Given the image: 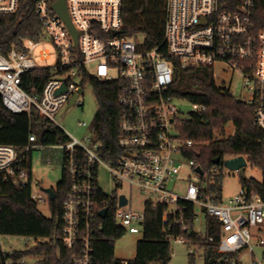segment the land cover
<instances>
[{
    "label": "built area",
    "instance_id": "1",
    "mask_svg": "<svg viewBox=\"0 0 264 264\" xmlns=\"http://www.w3.org/2000/svg\"><path fill=\"white\" fill-rule=\"evenodd\" d=\"M55 1L35 3L34 13L43 32L37 40L27 38L21 45L13 44L7 53L0 51V95L6 108L29 114L36 110L55 123L54 117L62 108L84 106L80 97L84 94L86 77L120 82L116 150H104L92 122L85 121L79 122L88 128L84 140L74 138L59 126L69 140L50 145L67 153L63 168L70 179V190L63 202L61 238L64 246L73 251L70 264L93 263L98 232L102 229L99 219L106 218L100 216V211L109 209L114 197L116 225L126 233L143 234L145 207L143 211L127 209L130 200L125 193L127 203L121 206L122 194H109L101 186L103 171L116 186L127 185L149 194L146 202L169 204L173 214L179 210L180 200L202 207L205 215L219 224L218 252L237 256L228 258L227 264H263L255 248L264 246V237L256 236L252 228L264 226V195L242 187L227 205L201 196V177L205 173H198L197 161L184 155L194 141L181 137L179 125L186 118L170 93L178 69L212 67L217 83L214 67L224 64L225 71L243 77L247 94L239 99L255 107V125L264 131V28H258L254 20L258 0H168L164 51L160 47L143 50V37L123 34V0H66L69 17L78 33L76 47L74 33L52 7ZM18 6L19 0H0V14L15 13ZM48 43L56 50L52 63ZM41 68L50 71V77L39 93L31 94L22 86L24 77ZM64 84L65 91L59 92ZM218 85L230 90L225 84ZM75 95V103L69 106ZM195 106L196 110L205 109ZM30 141L35 142L36 136L30 137ZM36 146L41 145L31 144L26 150ZM20 162V153L14 146L0 144V177L25 186L29 173ZM184 162L195 170V179L200 182L191 180L182 196L169 186L179 179ZM263 181L264 178L260 182ZM32 198L43 200L33 192ZM163 221L168 223L167 213ZM183 230L188 227L184 225ZM198 235L205 236L200 232ZM24 239L28 246L30 241L36 246L43 240L31 236ZM208 239L216 241L212 235ZM173 240L187 242L182 236ZM29 259L9 257L0 264L35 263V259L32 262ZM121 262L130 264V260Z\"/></svg>",
    "mask_w": 264,
    "mask_h": 264
},
{
    "label": "trees",
    "instance_id": "2",
    "mask_svg": "<svg viewBox=\"0 0 264 264\" xmlns=\"http://www.w3.org/2000/svg\"><path fill=\"white\" fill-rule=\"evenodd\" d=\"M37 0H19L15 13L0 14V51L7 53L13 44L21 45L27 38L37 40L42 32V24L34 13ZM168 0H123L122 32L127 36L144 38L143 50L160 47L164 39L167 19ZM254 20L258 28H264V0H258ZM212 67L178 69L170 93L178 99L187 100L193 105L204 106L196 110L181 122V137L194 141L193 146L184 151L187 158L195 159L205 175L201 177V196L222 201L223 173L219 166L224 160L245 156L254 167L264 174V131L254 122L255 107L238 98L230 90L216 83ZM50 77L47 69H37L27 73L22 86L31 93H39ZM91 84L98 101V111L92 126L99 134L104 150H116L119 137V116L121 112L118 97L120 82H102L88 76L83 86ZM233 123L235 132L226 136L227 126ZM36 136L31 142L30 137ZM68 135L55 123L33 110L16 113L6 108L0 95V144L14 146L20 153V165L27 169L29 180L25 186L14 184L0 177V235L31 236L42 238L36 246H26L23 250L4 251L0 244V262L6 258L34 257V264H70L73 251L67 249L62 241L63 202L70 187V179L63 168L62 179L57 185L56 197L50 200L51 217L45 216L38 207V201L32 198V150H26L31 144L59 145L68 142ZM105 158L109 156L104 153ZM221 162L215 164V159ZM67 153L62 151L61 163L65 166ZM217 171L214 172V169ZM243 187L254 189L264 195V181L243 178ZM103 194V197L108 198ZM179 210L175 214L167 203H145V224L143 237L138 241L136 256L130 264H169L172 258V241L182 236L192 246L203 249L204 264H227L228 256L217 250L219 224L207 217L206 235L199 237L195 230L197 219L196 205L180 200ZM105 219H99V229L92 264H122L115 257V241L126 234L124 228L116 225V199L108 206ZM168 215V223L163 221ZM188 227L187 231L183 226ZM216 241L210 242L208 237ZM196 250L190 253V264H194ZM226 258L222 262V260Z\"/></svg>",
    "mask_w": 264,
    "mask_h": 264
},
{
    "label": "rangeland",
    "instance_id": "3",
    "mask_svg": "<svg viewBox=\"0 0 264 264\" xmlns=\"http://www.w3.org/2000/svg\"><path fill=\"white\" fill-rule=\"evenodd\" d=\"M46 48L51 52L52 59L49 63H52L56 58V50L50 43L46 45ZM37 61L41 64L40 60ZM92 69V66H89ZM226 66L218 63L214 67V72L218 84H225L230 88L232 94L236 98H243L247 94V90L244 87V79L240 73H233L231 71H225ZM112 74L116 75V71H112ZM84 94L81 95L80 100L85 104L84 106L73 105L70 108H62L54 117L55 123L63 128L69 135L77 138L78 140H84L88 133V128L81 126L80 121H85L90 124L97 111L98 101L94 92V88L91 84L84 86ZM176 102L183 111V116L187 118L192 111H195L197 106L193 105L187 100L176 98ZM235 132V125L230 123L226 128V136H231ZM62 150L52 148L50 146H36L32 150V192L39 197H42V201H38V207L40 211L47 217H51L50 199L48 193L45 191L47 188H57L58 183L62 179L63 165L61 163ZM219 171L223 173V195L222 201L224 204H229L231 198H234L243 187V177L239 170H232L226 165L219 166ZM192 176V178H189ZM197 173L191 168L188 162H184L183 170L180 173L179 179L171 184L170 189L178 192L184 196L187 193L190 181L193 180L197 183L200 180L197 178ZM246 179H255L262 181L264 178L263 172L254 167L250 162L245 166ZM100 183L107 193L119 196L120 194H126L129 197V204L127 209L135 211H143L145 202L150 198L149 194L140 193V191L130 188L127 185L116 186L111 180L109 174L106 171L101 173ZM197 219L195 221V230L206 235V221L207 217L202 207L196 206ZM252 232L256 236L262 235L264 237V226L259 225L253 227ZM142 233H129L115 241V257L121 260H132L136 256V247L138 241L142 239ZM256 244V240H253ZM0 244L4 251L23 250L28 246L23 236L16 235H0ZM172 258L169 264H190L191 249L196 250L194 257V264H204L203 249L199 246H192L189 243H182L176 240L172 241ZM29 246H32V241L29 242ZM255 252L259 261L264 264V246H256ZM30 257V256H29ZM31 262L34 261V257H30Z\"/></svg>",
    "mask_w": 264,
    "mask_h": 264
},
{
    "label": "water",
    "instance_id": "4",
    "mask_svg": "<svg viewBox=\"0 0 264 264\" xmlns=\"http://www.w3.org/2000/svg\"><path fill=\"white\" fill-rule=\"evenodd\" d=\"M53 9L61 16V18L65 21V23L67 24V26L70 28L71 32L74 33V38H75V44L76 47L78 46V33L77 31L74 29L71 19L69 17V13H68V8H67V2L66 0H56L55 2H53L52 4ZM117 33V32H116ZM66 86L65 84L61 87V89L59 90V92L65 91ZM77 98V95H75L70 103L69 106L75 103V100ZM215 164H219L221 162L220 158H216L215 159ZM224 165H226L228 168L232 169V170H239L241 173V176L243 178L245 177V166L247 165V159L245 156H237V157H233V158H229L227 160H224L223 162ZM197 172L200 173L201 175L203 174V170L200 166H198L196 168ZM45 191L48 193L49 195V199L53 200L56 197V190L54 188H47L45 189ZM127 203V197L125 196V194L120 195V205L121 206H125V204ZM107 211L108 209L105 208L103 210L100 211V216L102 218H105L107 215ZM223 262V260H222Z\"/></svg>",
    "mask_w": 264,
    "mask_h": 264
}]
</instances>
